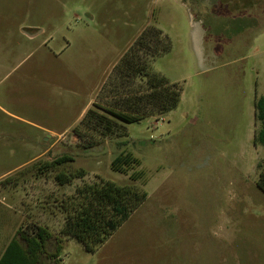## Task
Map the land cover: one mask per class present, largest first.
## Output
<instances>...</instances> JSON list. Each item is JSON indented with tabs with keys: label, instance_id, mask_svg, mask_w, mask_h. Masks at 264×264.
Listing matches in <instances>:
<instances>
[{
	"label": "rangeland",
	"instance_id": "rangeland-1",
	"mask_svg": "<svg viewBox=\"0 0 264 264\" xmlns=\"http://www.w3.org/2000/svg\"><path fill=\"white\" fill-rule=\"evenodd\" d=\"M148 26L171 40L152 68L182 86L180 104L120 136L78 138L83 108ZM260 96L264 0H0V241L35 221L60 237L61 202L77 186L130 182L111 168L127 149L148 199L95 252L64 236L60 264H264ZM63 155L74 160L40 171Z\"/></svg>",
	"mask_w": 264,
	"mask_h": 264
},
{
	"label": "trees",
	"instance_id": "trees-1",
	"mask_svg": "<svg viewBox=\"0 0 264 264\" xmlns=\"http://www.w3.org/2000/svg\"><path fill=\"white\" fill-rule=\"evenodd\" d=\"M170 48L171 40L161 28H144L115 64L102 87L103 95L97 96L82 120L73 128L75 135L88 138L92 144L97 142L95 135L103 139L120 136L126 131V123L140 122L150 117L160 118L175 109L182 99V86L152 68L153 60ZM256 108L260 128L255 142L264 147V96L258 98ZM73 160L70 155H63L50 164L45 163L40 171L49 168L55 170L58 165ZM141 166L142 160L132 151H120L113 158L111 168L129 175V183L101 180L77 186L75 193L61 202L65 212L61 236H54L48 226L36 221L26 229L21 226L0 264H40L45 254L60 264L64 236L76 239L87 251L98 250L148 199L149 193L144 188L147 173ZM258 166L261 172L257 185L264 192V160ZM85 175V170L81 169L77 172L60 171L55 177L60 185H66ZM53 238L57 240V250L48 253L47 245Z\"/></svg>",
	"mask_w": 264,
	"mask_h": 264
},
{
	"label": "crops",
	"instance_id": "crops-1",
	"mask_svg": "<svg viewBox=\"0 0 264 264\" xmlns=\"http://www.w3.org/2000/svg\"><path fill=\"white\" fill-rule=\"evenodd\" d=\"M29 32H31V34H36L35 36H29L30 38H34V37H36V36H38V35H41V34L43 33V31H41V32H36V30H32V31H29ZM23 35H27V34H25V33L23 32ZM94 100H95L94 98L90 99L89 103L83 108V110H82L80 116L78 117L77 125H78L79 122L82 120V118H83V116L85 115L86 111L90 108V106H92ZM49 142H50V145H51V147H52V146H53V138H52L51 140H49ZM39 157H40V155L35 156L33 159H31V160H32L31 162H32V163H33V162H36V161L38 160ZM17 174H18V178H19V179H24V178H25V173H24L23 171H19ZM36 222H38V221H36ZM38 223H40V224H42V225H44V226H48V225H46V224H44V223H42V222H40V221H39ZM18 229H19V228H18ZM18 229L16 230V232L18 231ZM15 234H16V233H15ZM15 234H14V235H15ZM14 235H13L12 237H10V238H9L8 240H6V241H0V261H1L3 255H4L5 251H6V249H7L8 245H9V243L11 242L12 238L14 237ZM51 242H52V241H51ZM51 242H49V243L51 244ZM49 243H48V245H47V250L49 249V248H48V247H49ZM48 253H51V252L48 250ZM46 258L49 259V260H52L51 258H48L47 255L45 254V255H42V257H41V259H40V264H43V260L46 259Z\"/></svg>",
	"mask_w": 264,
	"mask_h": 264
},
{
	"label": "water",
	"instance_id": "water-1",
	"mask_svg": "<svg viewBox=\"0 0 264 264\" xmlns=\"http://www.w3.org/2000/svg\"><path fill=\"white\" fill-rule=\"evenodd\" d=\"M36 34H30V36H35Z\"/></svg>",
	"mask_w": 264,
	"mask_h": 264
}]
</instances>
